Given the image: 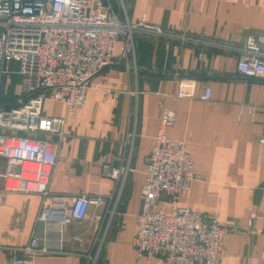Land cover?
Wrapping results in <instances>:
<instances>
[{"label":"crops","instance_id":"obj_1","mask_svg":"<svg viewBox=\"0 0 264 264\" xmlns=\"http://www.w3.org/2000/svg\"><path fill=\"white\" fill-rule=\"evenodd\" d=\"M103 1L121 21L143 19L197 42L135 34L132 53L124 59L115 46L111 61L90 77L84 102L70 114L58 101H42V115L64 119L48 191L64 199L97 195L101 202L90 203L84 217L67 220L61 249L35 253L32 264H165L160 257L138 255L132 245L143 170L162 108L174 112L164 134L186 141L198 175L177 204L226 227L220 264H264V144L258 141L264 80L241 76L236 52L217 46L240 45L264 33V0ZM15 75H1L0 104L18 97ZM184 75L195 78L192 98L180 95ZM206 84L210 97L203 99ZM249 104L256 107L253 120ZM104 164L123 165L125 172L113 179ZM4 166L0 157V264L8 261L11 247L25 243L40 200L36 192L2 191ZM36 232L43 236L42 224ZM48 238L57 246L56 232Z\"/></svg>","mask_w":264,"mask_h":264},{"label":"built area","instance_id":"obj_2","mask_svg":"<svg viewBox=\"0 0 264 264\" xmlns=\"http://www.w3.org/2000/svg\"><path fill=\"white\" fill-rule=\"evenodd\" d=\"M135 34L197 42L183 31L164 30L143 19L121 21L103 0H0V77L11 72L5 61L13 60L20 80L16 100L0 104V128L9 130L0 132V157L5 160L1 190L40 196L25 243L11 247L5 264H32L35 253L60 250L63 224L84 217L90 203L101 202L97 195L64 199L48 191L64 119L42 115L41 103L58 101L70 114L84 102L90 77L111 61L115 46L124 59L132 53ZM217 46L236 52L241 76L264 80V33L247 36L240 45ZM195 89V78H180L181 96L192 98ZM200 97H210L208 84ZM247 112L253 120L255 105L249 104ZM261 112L258 141L264 144V106ZM173 120L174 112L162 108L143 170L132 245L138 255L160 257L165 264H220L226 227L196 208L177 204L198 175L186 141L163 132ZM103 171L117 179L125 166L104 164ZM37 224L43 225V236H37ZM50 231L56 232L57 246L48 241Z\"/></svg>","mask_w":264,"mask_h":264},{"label":"rangeland","instance_id":"obj_3","mask_svg":"<svg viewBox=\"0 0 264 264\" xmlns=\"http://www.w3.org/2000/svg\"><path fill=\"white\" fill-rule=\"evenodd\" d=\"M4 65L8 69H10L11 72H13L16 69V67H17V63L15 61H13V60L5 61ZM19 84H20L19 76L15 75V77H13V85H12V87L16 88V89H19Z\"/></svg>","mask_w":264,"mask_h":264}]
</instances>
